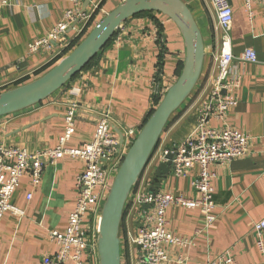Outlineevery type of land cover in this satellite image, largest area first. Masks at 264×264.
Masks as SVG:
<instances>
[{
	"label": "crops",
	"instance_id": "crops-1",
	"mask_svg": "<svg viewBox=\"0 0 264 264\" xmlns=\"http://www.w3.org/2000/svg\"><path fill=\"white\" fill-rule=\"evenodd\" d=\"M122 1L105 0L102 9L93 14L92 25ZM184 1L204 38L203 80L204 75L212 74L214 55L222 47L223 31L217 25L210 0ZM10 2L0 16V92L39 77L63 53L57 48L50 53L29 55L27 50L35 38L47 34L61 21L65 10L72 6L70 0ZM230 2L234 19L229 36L235 57L231 75L238 77L240 83L236 92L238 102L227 123L252 137V153L227 165L214 166L217 219L211 226L204 227L200 209L177 206L168 209L170 229L194 239L189 264H206L208 258L228 249L239 264H264L253 229L256 222L264 219V12L254 4L255 17L250 20L244 0ZM82 8L90 12L93 4L84 0ZM159 24L165 42L157 40ZM71 34L70 42L76 36ZM249 48L256 51L257 62L240 59ZM104 49L93 67L82 70L43 102L0 117V142L31 152L57 146L65 130L66 111L73 103L80 109L69 146L81 147L90 142L100 115L111 117L112 131L117 136L130 128L140 130L156 107V92H164L178 77V65L186 53L183 36L170 18L153 12L124 22ZM203 89L202 86L200 92ZM197 104L175 114L162 135L147 177L154 180L158 165L164 162L155 158L160 150L170 148L193 130ZM211 123L221 124L214 120ZM84 170L83 161L66 155L56 164H45L38 186L33 185L28 174L21 178L12 203L23 215L8 212L3 218L0 264H42L43 256L56 252L57 245L49 238V232L67 228L69 214L77 203L78 176ZM199 170L196 164L190 176L184 177L175 176L170 170L159 183L152 181L151 188L192 196V179ZM145 176L142 180L147 179ZM122 227V264H135L138 248L132 243V235L138 224L134 209L128 208Z\"/></svg>",
	"mask_w": 264,
	"mask_h": 264
},
{
	"label": "built area",
	"instance_id": "built-area-1",
	"mask_svg": "<svg viewBox=\"0 0 264 264\" xmlns=\"http://www.w3.org/2000/svg\"><path fill=\"white\" fill-rule=\"evenodd\" d=\"M72 7L65 10L63 18L47 34L35 38L28 46L27 53H50L57 48L65 50L70 45V32L75 38L84 32L93 14L100 11L105 0H87L93 9L82 8L84 0H70ZM215 11L219 28L223 31L221 51L214 55L213 81L197 99V114L193 130L170 150H164L155 158L167 161L173 154L171 170L175 176H190L194 165L199 172L192 179L194 195L156 189L151 192L152 177L140 181L132 191L127 207L134 209L137 231L132 235L136 245L135 264H189L190 248L194 239L180 235L170 229L167 211L172 206L200 209L204 227L211 226L217 219L214 213L216 193L214 181L217 177L214 166L227 165L233 160L245 158L252 153V137L227 123L231 110L237 105V89L240 80L232 77L231 67L235 60L229 31L232 28L234 11L230 0H210ZM10 0H0L1 12L10 5ZM258 4L264 12V0H244L249 18L255 17L253 5ZM159 29V27H158ZM160 31V29H159ZM165 42L164 36L157 37ZM245 62H257L254 49H247L240 57ZM164 92H156L160 100ZM161 93V95H160ZM157 106V105H156ZM78 104H71L65 114V130L55 147L31 152L19 146H6L0 142V228L6 213L22 216L23 211L12 203V196L19 187L21 178L28 174L34 186L42 182L44 166L56 164L69 155L84 162L85 170L78 176V198L70 212L64 231L51 230L49 238L57 245L53 254L42 258V264H100L98 250L99 223L103 204L120 165L139 130L133 128L123 133L124 140L118 147L119 136L112 131L111 117L107 114L96 119L93 139L81 147H72L68 142L75 133V121L79 112ZM221 123L212 125V121ZM142 180V179H141ZM31 197V194L29 195ZM256 244L264 257V219L254 224ZM206 264H239L231 251L224 250Z\"/></svg>",
	"mask_w": 264,
	"mask_h": 264
},
{
	"label": "water",
	"instance_id": "water-1",
	"mask_svg": "<svg viewBox=\"0 0 264 264\" xmlns=\"http://www.w3.org/2000/svg\"><path fill=\"white\" fill-rule=\"evenodd\" d=\"M144 12H158L170 18L183 36L186 53L180 74L134 138L106 196L99 223L100 264H122L121 232L129 197L141 181L172 116L201 79L205 43L191 8L184 0H123L45 73L0 92V117L43 102L74 79L106 47L124 22ZM123 140V133H119V148ZM166 158L156 169V183L171 170L173 154ZM150 191L155 192L156 188Z\"/></svg>",
	"mask_w": 264,
	"mask_h": 264
},
{
	"label": "trees",
	"instance_id": "trees-1",
	"mask_svg": "<svg viewBox=\"0 0 264 264\" xmlns=\"http://www.w3.org/2000/svg\"><path fill=\"white\" fill-rule=\"evenodd\" d=\"M105 4V2L103 1L101 4H100V7H103V5ZM153 12H144V13H141V14H138V15H136V16H143V15H150V14H152ZM92 21H93V18L91 19V21L89 22V24H88V26L86 27V29L84 30V32L83 33H81L78 37H76L74 40H72V42H71V44L63 51V53L60 55V56H58V58L56 59V60H54L51 64H49L48 66L51 68V67H53L62 57H64L66 54H68L75 46H77L81 41H82V39L91 31V29L94 27L93 25H92ZM158 27H159V29H160V32H159V37H161L162 36V26L159 24L158 25ZM112 40V39H111ZM111 42V41H110ZM109 42V43H110ZM109 43L106 45V46H108L109 45ZM105 50V49H104ZM100 54V53H99ZM99 54L97 55V56H95L90 62H89V64L83 69V70H86V69H88V68H90V67H93L94 66V64L97 62V60H98V58H99ZM183 62L184 61H182V62H180L179 63V65H178V71H177V76L180 74V72H181V70H182V68H183ZM49 68V69H50ZM48 69V70H49ZM26 80V79H25ZM24 82V81H23ZM18 83H20V84H17V86H19V85H22V84H24V83H21V82H18ZM27 83V82H26ZM17 86H15V87H17ZM159 102H160V100L158 99V98H155V103H156V105H158L159 104ZM155 108V107H154ZM154 108L150 111V113L148 114V116L146 117V120H147V118L150 116V114L153 112V110H154ZM177 112H179V111H177ZM175 119V116L174 117H172V120L171 121H173ZM145 120V121H146ZM168 127V126H167ZM166 127V128H167ZM159 144H160V142H159ZM159 144H158V146H159ZM158 146H157V148H158ZM157 148H156V150H157ZM156 152V151H155ZM153 184H156V182L153 180ZM137 187V186H136ZM129 207V206H128ZM128 207L126 208V212H125V215H126V213H127V210H128ZM123 226V225H122ZM122 229H123V227H122ZM122 233V232H121Z\"/></svg>",
	"mask_w": 264,
	"mask_h": 264
},
{
	"label": "rangeland",
	"instance_id": "rangeland-1",
	"mask_svg": "<svg viewBox=\"0 0 264 264\" xmlns=\"http://www.w3.org/2000/svg\"><path fill=\"white\" fill-rule=\"evenodd\" d=\"M212 4V3H211ZM72 7V6H71ZM216 21H217V19H216ZM217 25H218V22H217ZM158 28V27H157ZM159 29H158V34H159ZM72 36V34L70 35L69 34V38ZM220 51H221V49H220ZM212 71H214V69L212 68ZM211 71V72H212ZM215 74V72L213 73V74H211V76L209 77L208 75V77H209V79H207L208 77L206 76V75H204L205 77H203L204 79L202 80V76H201V79H200V81H199V83L197 84V86L195 87V89H194V91L192 92V94L190 95V97L186 100V102L179 108V112L183 109V108H187V107H191L192 106V104L193 103H195V102H197V99H198V97H200L201 95H203V93H204V90H205V88H206V86L207 85H209L208 83H210V82H212L213 81V78H214V75ZM207 79V80H206ZM202 80V81H201ZM204 87V89L200 92V89H201V87ZM201 93V94H200ZM200 94V95H199ZM156 98H158L159 100H160V96L159 95H156ZM185 108V109H186ZM184 109V110H185ZM175 114H177V112L175 113ZM175 114L172 116V117H174L175 116ZM171 120H172V118H171ZM171 120H170V122H171ZM170 122H169V124H170ZM168 124V125H169ZM230 125V124H229ZM189 135V134H188ZM187 135V136H188ZM181 140H183V139H181ZM181 140L179 141V142H177L178 144L181 142ZM176 143V144H177ZM176 144H174V145H176ZM173 145V146H174ZM173 146H171L170 148H166V149H164V150H170ZM164 150H160L161 152L162 151H164ZM158 153V152H157ZM157 155V154H156ZM154 157V156H153ZM152 157V159L151 160H153L154 158ZM150 160V162H152ZM149 162V164H148V166H147V168H146V170H145V172H144V174H143V176L142 177H144L146 174V176L145 177H147V176H150L149 174L150 173H148V172H150V169H151V163ZM113 180L114 179H112V183H113ZM143 181V180H142ZM195 190L193 189V192H194ZM253 234V233H252ZM254 235V234H253ZM254 237L256 238V236L254 235ZM262 254V253H261ZM263 256V255H262Z\"/></svg>",
	"mask_w": 264,
	"mask_h": 264
}]
</instances>
